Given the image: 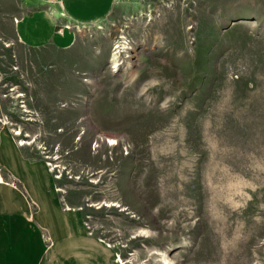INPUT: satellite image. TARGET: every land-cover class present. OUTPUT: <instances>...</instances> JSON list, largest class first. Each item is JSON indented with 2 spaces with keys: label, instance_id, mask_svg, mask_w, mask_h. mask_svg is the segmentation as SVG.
Wrapping results in <instances>:
<instances>
[{
  "label": "rangeland",
  "instance_id": "rangeland-1",
  "mask_svg": "<svg viewBox=\"0 0 264 264\" xmlns=\"http://www.w3.org/2000/svg\"><path fill=\"white\" fill-rule=\"evenodd\" d=\"M72 29L28 49L0 16V127L121 264H264V0H117Z\"/></svg>",
  "mask_w": 264,
  "mask_h": 264
},
{
  "label": "crops",
  "instance_id": "crops-1",
  "mask_svg": "<svg viewBox=\"0 0 264 264\" xmlns=\"http://www.w3.org/2000/svg\"><path fill=\"white\" fill-rule=\"evenodd\" d=\"M117 0H0V16L28 49H70L73 27L101 22ZM92 233L80 207L62 197L43 158L0 127V264H121Z\"/></svg>",
  "mask_w": 264,
  "mask_h": 264
},
{
  "label": "bare ground",
  "instance_id": "bare-ground-1",
  "mask_svg": "<svg viewBox=\"0 0 264 264\" xmlns=\"http://www.w3.org/2000/svg\"><path fill=\"white\" fill-rule=\"evenodd\" d=\"M14 135H17V136H20L21 135V132L18 131L16 132ZM105 142L107 143V145L109 146H116L117 145V141L114 137H109L108 135H105ZM21 145H24V144H28V142H25V141H22L20 142ZM121 261V260H120ZM170 263V262H169Z\"/></svg>",
  "mask_w": 264,
  "mask_h": 264
},
{
  "label": "built area",
  "instance_id": "built-area-1",
  "mask_svg": "<svg viewBox=\"0 0 264 264\" xmlns=\"http://www.w3.org/2000/svg\"><path fill=\"white\" fill-rule=\"evenodd\" d=\"M80 27H82V28H83L84 26H80ZM47 166L49 167V164H48V163H47ZM49 168H50V167H49Z\"/></svg>",
  "mask_w": 264,
  "mask_h": 264
}]
</instances>
